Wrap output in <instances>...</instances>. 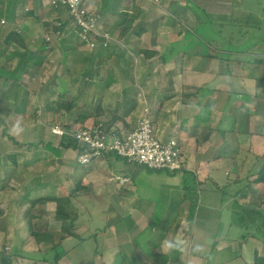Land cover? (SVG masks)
Returning <instances> with one entry per match:
<instances>
[{
	"label": "crops",
	"instance_id": "1",
	"mask_svg": "<svg viewBox=\"0 0 264 264\" xmlns=\"http://www.w3.org/2000/svg\"><path fill=\"white\" fill-rule=\"evenodd\" d=\"M50 2L0 0V8L4 9L0 12V52L1 43L10 32L20 31L18 33L23 37L19 43L11 42L0 58V95L11 84L15 89L4 102L1 101L0 107L2 188L8 192L21 191L23 201L29 205L39 198L69 197L77 211L82 208L88 214L92 224L96 223V218L102 221L104 218L102 224L98 223L100 226L88 228L87 239L77 234L80 243L98 236L94 239L96 245L100 239L102 248L94 242L92 254L93 258L96 254L102 257L103 264H255L257 260L264 261V236L253 234L256 226L248 215L250 211L264 209V183L242 185L236 159L229 166L235 177L226 173L228 131H236L239 149L240 137H256V123L252 120L256 116L254 96L247 88L240 89L238 80L233 78L232 88L243 91L249 100L245 104L247 115L227 113V106H216L215 103L208 114L203 105L209 103L211 97L203 99L201 93L213 85V81H196V78L210 74L209 66L214 59L228 62L222 58L226 49L215 46L214 41L223 43L232 39L241 28L243 32L249 31V38L254 37V45L247 50L249 57L264 56V0H85L86 7L99 15L102 29L120 41V44L99 50H83L73 33L67 11L56 10ZM33 23L42 26V36L34 35L29 27ZM52 26L57 29L53 30ZM207 37L211 39L210 44H207ZM237 39L234 37L235 41ZM69 41L68 45L66 42ZM44 43L48 48L47 53L42 51L46 60L42 66L29 68L27 74L31 71L38 74L36 69L47 71L51 68L47 61L53 62L55 47L66 43L59 63L65 73L70 70L79 73L81 84L87 90L84 106L91 107L95 99L104 102L96 105L98 116H94L95 112L80 113L72 117L74 123L86 125L92 119H102L108 126L116 127L119 133H128L136 127L138 117L148 105L157 137L162 141L177 139L183 147L184 171L150 170L115 154H108L89 165L80 164L77 145L68 146L69 137L63 139L51 132L50 122H63L64 113L61 112L65 110L60 108L62 105L46 101L43 105L47 115L43 116L42 104L35 102L28 88L12 81L13 61L7 57L10 49L22 51V57L26 54L25 44L40 54ZM72 56L80 58L79 67L73 70L68 65ZM231 72L235 74L234 70ZM64 76L63 73L55 75L57 82L61 81L58 86L53 85L55 92L70 89L64 84L67 81H63ZM223 78L229 79V76L216 75L214 78L217 81L214 87L218 91ZM247 79L254 85L257 81L255 74L248 75ZM114 84L123 90L128 85V90L134 91L127 93L125 99L121 94L122 103L120 99L113 98L115 101H112ZM215 97L218 99L217 95ZM33 103L37 105L31 109ZM17 124L22 128L19 133L13 130ZM21 154L25 162L20 175L17 166ZM263 155L258 154L255 166L249 168L256 174L253 180L257 178L254 171L260 168ZM55 168L58 171L51 180ZM150 180L155 184L149 185ZM259 187L263 188V195L260 191L258 196L255 192ZM227 188L233 189L227 193ZM53 189L56 191L51 194ZM248 191L251 192L249 196L245 195ZM257 197L261 207L254 204ZM46 204L51 206L54 202L38 203L30 213L42 220L44 211L37 210V206L50 208ZM23 211L27 212V208L23 207ZM233 216L241 220L235 221ZM83 217L82 213L77 214V220ZM26 220L30 221L28 217ZM163 220L165 230L156 229L152 233L158 232L157 237L150 239V233L147 237L148 230L158 227ZM234 224L239 233L231 230ZM26 226L32 229L31 233L39 232L35 230L34 220ZM77 226V229L81 228L82 223ZM160 226L163 228L164 222ZM173 236L202 244L204 253L182 256L171 252L164 255L160 250L161 241Z\"/></svg>",
	"mask_w": 264,
	"mask_h": 264
},
{
	"label": "rangeland",
	"instance_id": "2",
	"mask_svg": "<svg viewBox=\"0 0 264 264\" xmlns=\"http://www.w3.org/2000/svg\"><path fill=\"white\" fill-rule=\"evenodd\" d=\"M246 5H247V2H246ZM3 10L4 9L0 8V12H3ZM39 24H42V23H39ZM29 27L32 29L35 36H42V30H41L42 26L41 25L38 26V24L33 23V25L32 26L30 25ZM66 43L69 45V43L71 42L69 41ZM66 43H62L60 46L55 47V50L53 52V58H52L53 62L47 61L49 62V64H51V68H48L47 71L43 69L42 71L36 69V71H38V74L32 71L29 72V74H27L28 70H25L24 59H22L20 56V54H22L23 52L22 51L18 52L17 50L10 49L11 51L9 52L10 56H7V57L10 59V61H13L12 62L13 63L12 64V74H13L12 77L14 78H12V81L16 80L21 86L23 83V85L28 88V90L31 92V97L34 98L35 102L37 101L38 104L39 103L42 104L43 116L47 115L45 111V106L43 105L44 103H46V101H49L50 103L51 101H56V103L58 104L57 106L62 105V107L64 103H67V104L74 103V107L70 111L61 112V113H64L63 122L60 121L58 122V124L56 122H50L51 132H52V128L56 126L63 127L67 130H71L72 127H74V129L84 128V127L90 128V127L97 125L100 121L105 123V125L110 130H117L116 127L108 126V123L102 119H99L97 121H93L92 119V122L86 125L74 123V121L72 120V117H76V115L80 113L85 114L86 112H88V115L90 114V112L94 113L95 111L98 110V106L96 105H102L104 102L100 100L96 101L95 99L94 102L92 100L93 103H91L92 104L91 107L87 106V104L86 106H84L86 103L85 101L87 99V90H86V87L81 84L82 82L79 78V73L77 72V70H74L76 73H73V71H71L70 69H69L70 72L65 73L66 70H64V68L61 67V63H59L61 62L60 57L62 56L63 50L65 49V47H67V46H64V44ZM81 45L84 48L83 50H89L87 46L83 45L82 43ZM11 53L17 54L19 56L13 57ZM79 59L80 58H76L75 56H72L69 59L70 61L68 65L72 68V70L75 69L76 67H79ZM211 64L212 65L209 66V68L212 70L210 74H207L204 77L196 78V81L197 82H206V81L214 82V78L216 75L229 76V79L223 78L220 84L218 85V89H220L219 90L220 94H219L218 99L215 100V104H217L216 106H222L225 103L226 101L225 94L231 91V88H232L231 85L233 83L232 82L233 78L235 79V81L236 79L238 80L237 84L240 89L242 88L245 90L247 88L248 91L250 90L249 92H251V94L254 96V107H255L256 116H254L252 120H254V122L256 123V130H257V132L255 133L256 137H252V138L248 137L245 139L240 137L239 141L241 143V146H240L238 155L235 158L236 160L239 161V165L241 169L239 171V174H240L239 179H241L242 185H245V184L247 185V182H251V183L254 182L253 179L256 175L252 173L249 170V168L251 166L253 167L255 166L254 162L256 161L257 159L256 156L258 154L260 156L264 154V118H262V115H264V90H263L264 88V63L250 64L248 62H244L243 64H238V67H236V62L228 61V62L221 63V61H218V59H214ZM232 70H234V73H235L234 75L231 72ZM60 73H63L64 75H66L62 79L63 81L67 80L66 82H64V84L68 86V88H70L65 92L64 91L55 92V89H52L54 86H58L59 83L61 84V81L58 83L57 82L58 80L55 77L56 74H60ZM254 74L257 80L255 82V85H254V82H252L250 79H247L248 75L251 76ZM14 84L15 82L13 83V85ZM255 86H258V89H255L257 88ZM12 88L13 87L11 84L5 90L4 94L0 95V97L2 96L0 98V107L2 106L1 101L4 102L5 101L4 98L6 96H8L10 93L12 94L14 93L15 89H12ZM124 88L125 89L123 90L119 85L114 84V87L113 89H111V91L114 94H116L118 97L112 94L111 100L115 101L116 99H120L121 94L124 95L122 98L125 99L127 93H133L134 91V90H128L129 89L128 85H125ZM106 96L108 98L110 97L108 92H106ZM211 100L212 98H210L209 101ZM121 101L122 99H120V102ZM247 101L249 100L243 99V98H236V95L233 94L232 99L229 101L227 105V108H228L227 113L239 115V116L247 115V109L245 107V104L247 105L246 103ZM35 105L37 104L33 103V105H31V109H33ZM54 107L55 106H53L52 108ZM113 108L114 110L117 109V107H114V106ZM37 109L40 110V107H37ZM237 110L239 111V113L237 112ZM109 113L111 114V116H113L111 111H109ZM10 116H11V113H10ZM94 116L95 117L98 116L96 115V112ZM260 130H262L263 132ZM45 141L46 139H44V142ZM48 141L49 140L47 139V142ZM223 149L224 148H222L221 150ZM49 157H51V155ZM65 159L66 161H69L67 160V158ZM24 162H25L24 156L21 154L20 163H19V166H17L18 167L17 170L20 169L19 170L20 175L22 174L21 168H23L22 163ZM227 165L228 164L226 163V166ZM226 168H227L226 173H229L231 178L232 177L234 178L235 175L234 173L233 174L231 173L229 166H227ZM25 169L28 171L29 167L27 168L25 167ZM57 171H58V168H55L52 171L53 174L51 173L53 175V178L50 177L49 179L51 180L54 179L55 173ZM28 173H30V171ZM28 173H26V175ZM29 176L31 177V175ZM151 184H155V181L150 180L149 185ZM4 188H2V185H0V264H2L1 258L3 256L5 258L12 259V264H55L53 262H49L50 260L43 261L42 259L43 257L45 258L49 257V252H50L52 245L50 243H44V242L37 244L34 237L31 234L32 229L29 226H26V224L28 225L30 223V221L27 222L26 220V218L28 217L27 214L29 211H32V210H31V206L27 204L25 201H23L24 196L22 197L21 191L8 192ZM233 188L231 189L227 188L225 189V191L229 193L231 192ZM262 190L263 188L259 187V189L255 193L258 195V193H260V191L262 192ZM55 191L56 190L53 189L51 191L52 192L51 194L55 193ZM250 193L251 192L249 191L246 192L247 196H249ZM262 195H263V192H262ZM57 197H60V196H57ZM259 200L260 198L257 197V200L255 201L254 204L255 206L261 207L262 203L259 204L258 203ZM49 204H46V205L49 206ZM74 205L75 204L71 203L72 211H74L78 215L79 213H82V215H84L85 218L83 217V218H80L79 220H75L74 225L77 226V225H81L82 223V227L78 229L77 228L74 229L73 232H75V234H80L82 236V239H85V238L87 239L89 236L87 233L88 228L94 229L95 225L97 226L99 224H102V222L104 221V218H103V221L100 218H96L95 219L96 223L93 222L92 224V221L88 219V216H87L88 214L86 215L82 208H80V210L77 211ZM23 207L27 208V212L23 211ZM49 207L50 208H44L43 206H37V210H42L44 211V213L41 217L43 221L41 219L39 220V218L33 219L34 224L36 226L35 227L36 231H39V232H45L48 230L59 231L62 228L60 221H58L55 217L56 204L55 203L51 204V206ZM223 219L226 220L225 217ZM233 219H235V221L241 220L238 218V216L237 217L233 216ZM41 221L44 222L45 224H43ZM163 222H164V227L162 228L160 224ZM161 223L159 224L158 227H155L153 230L152 228L149 230L147 229L148 232L146 233V236L148 237L150 233V236H151L150 239H153V237H157L158 232L157 233H152V232L156 229L158 231L163 230V229L165 230V221L163 220ZM231 230L234 233H237V232L239 233V229L237 228V225L235 224L233 225V228H231ZM95 237L97 238L98 236L92 237L93 240L92 239L85 240V242H82V243H80L77 239H74V238H69V239L64 240L63 247L65 248L67 253L65 257L62 258L57 264H93V262L94 264H103L102 257H100L99 255L94 254L95 256L93 258L92 253L95 251V245H96V242H95L96 240L94 239ZM94 242H95V245H93ZM96 246H99V249L102 248L100 239L97 241ZM144 253L146 254V251H144Z\"/></svg>",
	"mask_w": 264,
	"mask_h": 264
},
{
	"label": "built area",
	"instance_id": "3",
	"mask_svg": "<svg viewBox=\"0 0 264 264\" xmlns=\"http://www.w3.org/2000/svg\"><path fill=\"white\" fill-rule=\"evenodd\" d=\"M50 5L56 10L67 11L73 23L75 37L90 50L105 49L112 44H120L117 37L102 29L99 15L86 7L85 0H51ZM60 26L59 23L58 27ZM46 40L50 41V38L46 36ZM52 133L60 137L69 135L77 142L78 149L83 151L78 155V162L82 165H89L108 154H115L131 164L150 170L172 173L184 171L183 147L177 139L162 141L157 137L148 105L143 108L136 127L128 133L110 130L101 121L90 128L72 127L71 130H67L56 126L52 128Z\"/></svg>",
	"mask_w": 264,
	"mask_h": 264
},
{
	"label": "trees",
	"instance_id": "4",
	"mask_svg": "<svg viewBox=\"0 0 264 264\" xmlns=\"http://www.w3.org/2000/svg\"><path fill=\"white\" fill-rule=\"evenodd\" d=\"M52 29L56 30L57 28L52 26ZM242 30L243 29L241 28V32H238V35L234 36L236 37V39L238 38L237 41L234 40V37H231L235 42H233L232 39H227L223 43L221 41H214L215 46H218L222 49H226L227 51V52H223L222 58L229 62L235 61L237 63L236 65L243 64L244 62H248L250 64H260L261 62H264L263 55L255 54V55H252L253 57L251 58L249 57V53H247V50L251 46L254 45V42L252 41L254 37L249 38L248 37V34H250L249 31L247 30L246 32H243ZM197 31L200 32L199 30ZM18 32L17 31L10 32V34H8L6 38L4 39L3 43H1L0 58L2 57V54L4 53V51H6L7 46L11 44V42L19 43V39L21 38L22 35ZM207 38H208L207 44H210L211 39L209 37ZM23 46L26 50V54H24L21 58L24 59L25 70H28L29 68H33L35 66H42L43 62L46 60V57L43 55L42 51L46 53L48 52L46 51L48 49L46 47L47 45H45L44 43V45L41 47L42 50H39L40 54H38L35 51H31L25 44H23ZM216 82L217 81H214L213 85H210L207 88H204L201 93V98L203 99L207 97L212 98V100L209 103H206L203 105V108L208 110V114H209L210 108H212V105L215 103V100H216L215 96L217 95V97H219L218 96L219 91L216 90L214 87ZM233 94H237L238 98L247 99V97L244 96L245 93H243V91H240L236 87L233 86L232 90L225 94L226 101L223 104L225 107L228 105ZM73 107H74V103H69V104L64 103L63 107H60V108L64 109L65 111H70ZM235 132L231 130V131H228L227 133V136H228L227 141L229 142V147L226 150L227 152L226 156L228 157L227 159L228 166H232V163L239 152L238 139L236 137L237 135ZM66 136L69 137V135H64L63 139H66ZM69 138L70 140L68 141L69 142L68 146L73 145V143L77 145V142L74 141L72 137H69ZM81 152L83 151H80V153ZM261 159H263V161L260 165V168L257 171H254L257 173V178L254 180V182L257 184L264 183V155L261 157ZM245 195L247 194L245 193ZM46 202H54L56 204L55 217L58 221L62 223L63 226L59 231L48 230L45 232H32L31 234L34 237L37 244L44 242V243H50L52 245L50 252H49V257H46V258L43 257L42 259L43 261L50 260L49 262H53L57 264L62 258L65 257L67 253L65 248L63 247L64 240L71 238V237L79 239L80 237L79 235L75 234V232H73V230L76 229L74 222L75 220H77V214L71 209L72 208L71 200L69 199V197H64V196H60V197H50L49 196V197L39 198L37 200L31 201V204H30L31 209L38 203H46ZM30 212L31 211L28 212V218L31 222L35 218V216L32 215ZM251 212L252 213L254 212L252 216H251ZM248 215H249V218L252 217L251 220L256 226L255 232L253 234L264 236V209H257L255 211H250ZM254 225L252 226L253 230H254ZM1 259H2V264H12V259L10 258H5L3 256ZM263 263H264L263 260H257L255 262V264H263Z\"/></svg>",
	"mask_w": 264,
	"mask_h": 264
},
{
	"label": "clouds",
	"instance_id": "5",
	"mask_svg": "<svg viewBox=\"0 0 264 264\" xmlns=\"http://www.w3.org/2000/svg\"><path fill=\"white\" fill-rule=\"evenodd\" d=\"M15 132L19 133L22 131L19 124L14 129ZM160 250L164 255H168L171 252H178L183 255H199L204 253V246L200 243H190L184 238L173 236L171 238L166 237L161 241Z\"/></svg>",
	"mask_w": 264,
	"mask_h": 264
}]
</instances>
